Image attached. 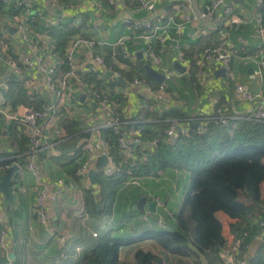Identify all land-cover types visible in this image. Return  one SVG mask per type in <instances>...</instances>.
<instances>
[{
  "label": "crops",
  "instance_id": "obj_1",
  "mask_svg": "<svg viewBox=\"0 0 264 264\" xmlns=\"http://www.w3.org/2000/svg\"><path fill=\"white\" fill-rule=\"evenodd\" d=\"M33 1L48 15L60 17L61 25L74 26L75 31L70 35V38L87 36L103 39L109 43L102 48V52L105 54L108 64L115 70L122 71L123 77L115 78L111 72L104 71L101 78L108 79L103 83L101 89L108 93L113 102L120 107L123 121L127 125L132 123V119L137 115L145 118V115L149 114L148 118L143 121L152 122L156 117L159 118L163 112L176 107L181 108L186 114L188 122L182 124L190 130L197 129V122L201 117L212 114L213 109L218 105L224 107L235 118L247 116L252 112L255 104L236 98L235 86L239 83L262 93L264 99V70L259 73L261 67L258 63L261 54V40L253 23L247 21V23L240 24L238 22L241 18L254 19L259 11L257 0H233L236 13L231 18V24L221 17L212 23L206 21L186 23L181 42L187 57L186 62L179 63L187 69L182 72L176 67L177 50L173 45L174 42L168 44L163 54L164 64L168 70L173 72V75L166 76L163 83L148 80V75L145 72V65L148 62L142 55V51L146 47L143 38H135L127 45L128 50L134 54V58L126 57L115 43L122 35L135 31L125 24V19L129 17L142 20L154 18L157 23L166 24L169 17L175 16L174 20L178 23L180 20L175 15V3L178 0H165L148 10H137L133 0H127L126 5L119 10L110 7L106 0ZM189 1L193 4L195 11L200 13L208 6L210 0ZM69 3L74 7H63L64 4ZM97 3H101V10ZM2 15L0 14V34L5 31L9 34V40L17 42V33L8 30V27L15 28L12 17ZM95 21H99L102 26L94 27ZM32 30L35 35H49L52 38L55 48L51 53L50 64L57 65L61 70L63 58L55 52L56 40L50 36L49 30L47 31L40 22L32 24ZM170 32L175 35L176 24H171ZM0 37L2 38L3 35ZM243 39L249 42V52L244 53L243 51L240 43ZM154 42L157 43L156 40ZM215 44L223 45L226 48L231 47L234 54L233 61L229 68L216 67L214 77H203L201 75L203 69L202 51L206 46ZM7 54L15 57L18 55L13 47L8 49ZM79 57L82 61H86L83 53H80ZM222 68L225 70L217 73ZM8 71L0 63V79L3 80ZM33 74L38 78L39 83L44 82V75L37 71ZM136 77L145 78L148 85L133 87L131 82ZM5 79L0 83V86L18 80L16 77ZM118 79H123L125 84L119 83ZM110 82H114L115 85ZM165 83H168L166 85L169 86L167 87L168 94L172 97L174 94L173 101L170 103H164L155 98L144 99L141 96L143 92L150 94L159 91ZM39 97L45 100L43 107L56 100L54 95L45 89ZM71 104L72 111L66 113L62 110L65 114L64 125L70 135L53 146L50 145V142H45L47 147L40 155L41 167L50 189L55 190L57 181L62 178L70 184V189L58 201L48 205L50 225H43L39 222L34 210L40 186L33 173L27 168V157L22 161L20 171L16 172L13 183L16 204L7 209L4 208L0 216V228L6 226L11 232L7 252L0 251V264H76L108 230L112 231L114 237L131 238L146 234L145 232L148 230H174L177 226L172 215L182 208L189 188L190 173L186 169L168 168L147 176H138L139 185L130 184L129 180L133 177L129 176L127 181L119 187L110 214L89 213L86 210L84 189L90 186L86 180L76 174L78 166L85 158L84 153H78V147L84 134L87 132L91 134L90 130L105 120L107 116L101 114L96 102L82 91L76 93V98L72 100ZM20 106L29 107L25 104H19L17 107ZM85 114L93 119L87 122L84 118ZM14 124H0V156H3L4 159L8 158L9 152L16 153L19 150L15 144L16 136L19 137L23 134L22 138L26 139V127L19 125L17 128ZM70 129L73 133L70 132ZM135 130L137 129L133 126H126L125 133L128 139L132 140ZM136 147L138 148L137 145H135ZM149 148L151 146L146 144L143 149ZM56 151L60 152L61 156H56ZM5 173L6 171L3 172L1 178ZM90 184H95L92 183L91 178ZM94 189L95 195H97L98 189ZM142 198H146L147 203L144 209H138L136 205ZM96 200L99 201L98 198ZM159 202H162L163 205ZM99 207L102 209L104 204H100ZM146 214L151 215L148 221L143 219ZM222 216L227 217L230 226L224 225ZM218 217L223 224L225 238L226 231L231 237V225L237 219L229 217L222 211L218 212ZM95 232L99 234L98 238L93 236ZM258 244V241L252 244L249 255L255 253ZM137 248L150 249L166 257V252L155 240L145 239L122 246L120 249L121 259L132 261Z\"/></svg>",
  "mask_w": 264,
  "mask_h": 264
},
{
  "label": "built area",
  "instance_id": "obj_2",
  "mask_svg": "<svg viewBox=\"0 0 264 264\" xmlns=\"http://www.w3.org/2000/svg\"><path fill=\"white\" fill-rule=\"evenodd\" d=\"M60 1V0H55ZM107 4L119 10L126 5L127 0H106ZM136 4L137 10H148L155 5L165 0H133ZM258 13L253 20L241 18L238 22L247 23L251 22L255 26V31L261 40V54L258 63L261 67L259 73L264 70V0H257ZM0 4L4 5L5 12L2 16L12 17L14 27L17 33V42L9 40V34L3 32L0 35V63L5 68L12 71L18 76V80L30 94L42 95L44 89L50 94L54 95L55 101L45 105L42 109L33 107L20 106L16 109L10 104L6 103L4 93L10 89L9 83H4L0 86V124H13L23 125L26 127L27 138V168L33 173L38 184L39 190L34 203V210L38 217L39 222L43 225H50V217L48 214V205L51 202L58 201L67 190L70 189V184L66 179H59L56 184L55 190H51L48 181L43 173L40 155L47 147L45 142H50L51 146L65 140L69 134L64 125L65 114L72 111V100L76 98V93L82 91L89 98H92L98 105L99 111L106 119L102 120L97 126L93 127L90 131L89 137H84L79 148L85 154L84 160L80 163L77 169V176L86 180L90 184V173L92 170H97L98 159L102 155L108 156V163L102 169L107 175H113L117 170L116 163L110 151L109 140L103 137V129L113 128L117 133L121 132V111L120 107L113 102L110 95L91 84H88L84 74L89 67L97 71H108L113 74L115 78H122L123 73L120 70H115L107 62L102 48L109 43L103 39L87 36H77L72 38L67 46L65 58L61 65L65 64V68L59 70L55 64H50L52 50L55 48V43L52 38L46 35H35L32 30V24L40 22L48 31L52 28H57L62 24L60 17L51 16L45 11L37 7L33 0H0ZM99 10H101V3H97ZM65 8L74 7L73 4H64ZM175 15L179 18V22L174 20L175 16H171L166 24H159L154 18L149 19H125V24L132 28L133 32L122 35L115 45L119 46L123 54L128 57H135L131 53L127 45L135 38H143L146 47L142 51L144 59L153 66L156 70L161 71L167 77L172 76L173 72L168 70L164 64V51L168 44H173L177 50L178 62H186V54L184 45L181 39L184 36V25L188 22L212 23L218 17L223 18L227 23L231 24V18L236 13V6L233 0H210L206 8L200 13H197L193 4L189 0H178L175 3ZM171 24H176L175 35L170 32ZM94 27H101L99 21H95ZM210 26V25H209ZM213 29V27H210ZM156 40V44L155 41ZM9 43H8V42ZM243 51H248L249 42L246 39L240 41ZM13 47L16 49L18 55L15 57L9 55L8 49ZM231 48V47H230ZM223 45H209L206 46L201 54L202 66L201 75L203 77H214L216 67L224 66L229 68L233 61V51ZM27 49L26 51H24ZM80 53H83L85 62L81 60ZM33 57H35L33 59ZM85 63V64H84ZM44 75V82L39 83L33 72ZM145 78L136 77L132 80L133 87L148 85ZM141 96L144 99L155 98L164 103L173 101V97L168 94L166 83L162 85V89L157 92L147 93L143 92ZM235 96L238 100L243 102L254 103L255 107L252 112L244 116L256 121L264 122V99L262 93L251 90L244 84H237L235 86ZM62 110L64 112H62ZM84 118L90 122L91 118L85 114ZM235 118V116L228 113L224 107L218 105L213 109L212 114L201 117L198 123V133L205 134L209 127V119H213L216 123L227 125ZM191 130L177 121H172L167 129V136L169 140L175 141L181 135H190ZM154 143L149 146H153ZM135 145H142L145 148L146 142L141 138L139 131H133L132 140L128 139L124 132L118 140V146L121 152L127 159H135L136 151ZM56 156H61V153L56 151ZM21 165L18 162L12 164H5L0 166V178L3 172L10 169L12 166ZM130 184L139 185L138 178H131ZM163 205L162 202H159ZM4 195L0 191V216L4 210ZM151 215H144V220L148 221ZM262 233L256 237L258 241H264V222ZM231 241L228 242V247L223 251L224 257L227 261H233L235 264H247L245 261L236 260V255L240 251L243 238L237 236L236 233L231 232ZM94 237H98V233H93ZM11 238L10 230L4 226L0 228V251L7 252L8 244ZM84 249V248H82Z\"/></svg>",
  "mask_w": 264,
  "mask_h": 264
},
{
  "label": "trees",
  "instance_id": "obj_3",
  "mask_svg": "<svg viewBox=\"0 0 264 264\" xmlns=\"http://www.w3.org/2000/svg\"><path fill=\"white\" fill-rule=\"evenodd\" d=\"M4 12V5L0 4V14ZM74 31V26L70 24L49 30L50 36L56 40L55 52L63 60ZM64 68L65 64L61 65V69ZM101 76L102 72L91 67L84 74L87 83L95 84L99 89L108 79ZM110 83L115 85L114 82ZM9 85L10 89L4 93V97L13 108L19 104L43 108L45 100L39 95L30 94L19 80ZM147 116L149 114L145 118L137 115L127 125L122 114L120 133L113 128L103 129V137L109 140L117 170L113 175L98 170L96 183L84 189L85 207L89 213L110 214L118 189L129 176H147L168 168L186 169L190 173L189 188L182 208L172 215L177 226L174 230H148L146 234L131 238L114 237L112 231L108 230L76 264H166L171 259L179 264H226L223 251L228 247V241L218 217L220 211L237 219L231 225V230L244 239L236 260L247 264H264V241L256 239L262 233L261 222H264V122L238 117L222 125L209 119V129L205 134L201 135L197 129H193L190 135H181L171 141L167 136L171 122H188L182 109L176 107L165 111L152 122L143 121ZM14 125L19 127L16 123ZM126 126L137 129L146 144L154 143L147 150L138 145L135 159H127L118 146ZM70 132L73 133L71 129ZM89 136L87 132L83 137ZM16 137L15 144L19 150L9 152L6 159L0 156V166L16 161L22 165L27 157V138H22L23 134ZM78 153L83 154L79 147ZM94 188L98 189L97 195ZM100 204H104L102 209ZM145 239L155 240L166 252V257L150 249L137 248L132 262L121 259L122 246ZM257 241L259 244L255 253L246 257L252 244Z\"/></svg>",
  "mask_w": 264,
  "mask_h": 264
},
{
  "label": "water",
  "instance_id": "obj_4",
  "mask_svg": "<svg viewBox=\"0 0 264 264\" xmlns=\"http://www.w3.org/2000/svg\"><path fill=\"white\" fill-rule=\"evenodd\" d=\"M8 30L11 31L12 33L16 32V28L8 27ZM176 67L182 72L185 71V69H187L186 67L181 65V63L179 62H177ZM224 70L225 68H222L217 73L224 71ZM145 72L150 78H152L155 81L163 83L166 80V75L159 72L158 70H156L153 66H151L148 63L145 65ZM16 79H19L18 76H16ZM117 81L119 83L125 84V81L123 79H118ZM107 163H108V156L102 155L99 157L98 163H97V170H92L90 173V178H91L92 183H96V177H97L98 170L103 169ZM18 171H20V166L14 165L10 169H8L5 175L0 179V191L4 195L3 206L5 209L9 208L10 206H14L16 204V194H15V190L13 187V183H14V177L16 175V172ZM146 203H147V199L142 198L139 201V203L136 205V207L138 209H144ZM227 264H235V263L233 261H228Z\"/></svg>",
  "mask_w": 264,
  "mask_h": 264
},
{
  "label": "rangeland",
  "instance_id": "obj_5",
  "mask_svg": "<svg viewBox=\"0 0 264 264\" xmlns=\"http://www.w3.org/2000/svg\"><path fill=\"white\" fill-rule=\"evenodd\" d=\"M6 74H7V76H6L7 78H13V77H16L15 74H14L12 71H10V70H9ZM6 77H4L3 80L0 79V83H1L2 81H4V79H5ZM7 78H6V79H7ZM6 79H5V80H6ZM221 219H222V221L224 222V225H225L226 227L230 226V224H229L228 219H227L226 216H222ZM225 233L227 234V235H226L227 241L230 243V241H231V237L228 235V231H226ZM98 237H99V236H98ZM98 237H96V238H98ZM252 255H253V254H250V255H249V253H248V255H245V256H246V257H247V256L251 257ZM132 261H133V260H132ZM132 261H131V262H132ZM167 261H168V262H167L166 264H179V262H177V260H175V259H171V260H167ZM227 263H228V261H227ZM227 263H226V264H227Z\"/></svg>",
  "mask_w": 264,
  "mask_h": 264
}]
</instances>
